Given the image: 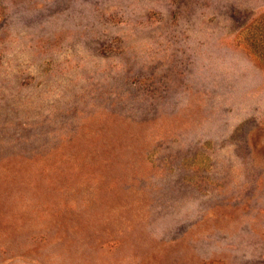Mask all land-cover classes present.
Here are the masks:
<instances>
[{
	"label": "rangeland",
	"instance_id": "rangeland-1",
	"mask_svg": "<svg viewBox=\"0 0 264 264\" xmlns=\"http://www.w3.org/2000/svg\"><path fill=\"white\" fill-rule=\"evenodd\" d=\"M0 264H264V0H0Z\"/></svg>",
	"mask_w": 264,
	"mask_h": 264
}]
</instances>
